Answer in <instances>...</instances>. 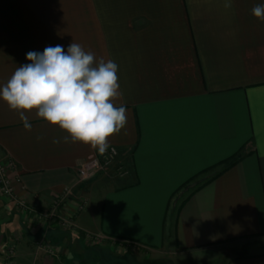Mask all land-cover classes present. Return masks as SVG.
I'll return each mask as SVG.
<instances>
[{"label": "crops", "instance_id": "0c3cea01", "mask_svg": "<svg viewBox=\"0 0 264 264\" xmlns=\"http://www.w3.org/2000/svg\"><path fill=\"white\" fill-rule=\"evenodd\" d=\"M231 2L0 0V87L29 51L75 42L118 65L116 106L127 107L108 141L116 165L79 183V161L96 150L64 142L35 110L25 130L0 99V161L14 164L18 194L73 226L39 222L0 196V259L14 246L16 264H159L225 246L247 249L226 264H264V21L251 13L264 0Z\"/></svg>", "mask_w": 264, "mask_h": 264}, {"label": "clouds", "instance_id": "9594fccd", "mask_svg": "<svg viewBox=\"0 0 264 264\" xmlns=\"http://www.w3.org/2000/svg\"><path fill=\"white\" fill-rule=\"evenodd\" d=\"M231 6V0H224L225 9ZM251 13L264 21V3ZM26 60L29 63L18 66L0 87V99L18 114L24 129L32 130L29 115L35 110L37 119L67 134L64 142H80L105 154L109 138L127 123L126 105L116 106L123 95L118 65L75 42L67 51L61 45L47 46L42 53L29 51Z\"/></svg>", "mask_w": 264, "mask_h": 264}, {"label": "built area", "instance_id": "2783aa9c", "mask_svg": "<svg viewBox=\"0 0 264 264\" xmlns=\"http://www.w3.org/2000/svg\"><path fill=\"white\" fill-rule=\"evenodd\" d=\"M118 157V148L110 146L103 155H100L97 151H95L91 157L81 159L77 165L78 182L83 183L94 179L98 174L116 165ZM13 167L14 164L12 162L7 164L0 161V196L7 199L19 213L25 216H32L36 220H41L47 222L48 224H57L63 229H71L73 227L71 221L56 214L55 212H40L34 206L27 203V201L18 194L14 181L9 174L10 168ZM116 171L122 175L126 173L125 168L120 165H118ZM69 192L70 190L66 189V191L62 194V197L58 198L55 204L61 205ZM40 245L49 255L61 258V252L58 248L43 243ZM0 264H16L14 246L8 248L1 255Z\"/></svg>", "mask_w": 264, "mask_h": 264}, {"label": "rangeland", "instance_id": "374dc122", "mask_svg": "<svg viewBox=\"0 0 264 264\" xmlns=\"http://www.w3.org/2000/svg\"><path fill=\"white\" fill-rule=\"evenodd\" d=\"M202 177H205L204 175ZM201 178V177H200ZM39 222L41 220H38ZM43 222V221H41ZM66 230H70V229H66ZM89 238L90 242H95L94 245H97V247H101V249H94L93 253L95 256H99V255H103L104 254V243L103 241H101V239H96L93 240ZM92 244V243H90ZM124 249V248H123ZM115 250V249H114ZM124 251V250H122ZM121 250H119V252H115L113 251L114 254H118V253H123ZM126 251V250H125ZM247 251V249L245 248H235V249H230L228 248L225 249V246H218L215 247L214 249H212L209 253L204 254V255H200L197 257H179V256H173V258H170L168 254L164 255L165 256V260L162 261V263L159 264H226V261L228 259V257L231 256H242L244 255V253ZM107 253V252H106ZM120 255V254H118ZM84 259H78V260H83L86 261L88 260V258L91 256L90 253L88 252H84L83 255H81ZM99 257H93L92 260H97ZM78 260H75V262H80ZM103 262L105 261V259H102ZM75 264H82V263H75ZM148 264H153V262H149Z\"/></svg>", "mask_w": 264, "mask_h": 264}, {"label": "trees", "instance_id": "16d2710c", "mask_svg": "<svg viewBox=\"0 0 264 264\" xmlns=\"http://www.w3.org/2000/svg\"><path fill=\"white\" fill-rule=\"evenodd\" d=\"M241 150L236 153L235 155H233L232 157L220 162L217 166H221L222 169L219 171L218 175L225 172L228 168H230L231 166H233L237 160H239L240 156H241Z\"/></svg>", "mask_w": 264, "mask_h": 264}]
</instances>
